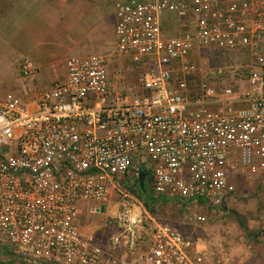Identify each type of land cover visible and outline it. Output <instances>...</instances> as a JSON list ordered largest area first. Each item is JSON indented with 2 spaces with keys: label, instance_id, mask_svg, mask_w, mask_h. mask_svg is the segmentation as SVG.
<instances>
[{
  "label": "built area",
  "instance_id": "1",
  "mask_svg": "<svg viewBox=\"0 0 264 264\" xmlns=\"http://www.w3.org/2000/svg\"><path fill=\"white\" fill-rule=\"evenodd\" d=\"M101 1L117 18L113 57L141 71L136 85L92 54L70 58L66 80L35 100L0 99V251L24 264H226L121 186L144 168L155 196L203 224L197 210L223 214L239 179L264 176V0ZM20 73L34 82L35 63ZM116 193L114 233L87 240L83 206L106 211Z\"/></svg>",
  "mask_w": 264,
  "mask_h": 264
},
{
  "label": "crops",
  "instance_id": "2",
  "mask_svg": "<svg viewBox=\"0 0 264 264\" xmlns=\"http://www.w3.org/2000/svg\"><path fill=\"white\" fill-rule=\"evenodd\" d=\"M71 14L80 18L74 23L70 19ZM107 19L114 26L116 48L117 18L110 2L0 0V99L13 93L26 101L35 100L38 91H45L55 82L65 81L66 63L70 58L100 51V32ZM169 25H165L169 36L180 32L176 25ZM112 58L110 63L115 62L122 67L129 65V60ZM25 60H32L36 65L34 82L28 81L20 73ZM123 74L126 77L127 73Z\"/></svg>",
  "mask_w": 264,
  "mask_h": 264
},
{
  "label": "rangeland",
  "instance_id": "3",
  "mask_svg": "<svg viewBox=\"0 0 264 264\" xmlns=\"http://www.w3.org/2000/svg\"><path fill=\"white\" fill-rule=\"evenodd\" d=\"M78 18L80 17L76 14L70 15V19L74 23ZM108 20L102 25L101 44L98 46L100 51L96 53L110 56L111 62L115 50L114 26ZM169 24V26L176 25L177 30L181 28V24L177 20H173ZM76 56L82 57L81 55ZM244 58V54L237 55L233 61L225 64L231 70L230 75L243 72ZM110 71L112 75L120 71L126 72V80L130 88L135 87L141 72L132 67L130 63L128 67L127 65L122 67L121 64L115 62L111 63ZM138 167L141 168V166ZM128 188L131 194L136 197L134 192H137L139 188L137 181L130 187H128V180L124 181L121 189ZM118 199L120 200L121 196L116 193L110 209L108 206L105 212H98L96 208L98 205L95 203H87L83 206L78 221L84 238L99 243L110 238L114 230L107 226L110 217L114 215L115 203ZM142 204L145 208L143 202ZM197 211L207 217L206 223L191 222L190 217L193 210H188L179 203L158 204L151 212L147 211V213L159 223L178 228L185 239L191 243L194 252L203 253L212 263L222 261L227 262L226 264H264V176L239 179L236 194L225 207L223 214L205 207ZM0 262L3 264H24L1 251Z\"/></svg>",
  "mask_w": 264,
  "mask_h": 264
},
{
  "label": "trees",
  "instance_id": "4",
  "mask_svg": "<svg viewBox=\"0 0 264 264\" xmlns=\"http://www.w3.org/2000/svg\"><path fill=\"white\" fill-rule=\"evenodd\" d=\"M142 169H143V171H146V170H144V168H142ZM147 173L149 174V177L147 179V185H146L147 193L144 194L143 191H141V189L139 187V181H137L139 188H138L137 192H134V195L144 203L145 209L148 212L149 211L151 212L152 209L154 207H156L158 204H167L169 202H167L166 200L159 198V197L154 195V193L151 189V173H149V172H147ZM0 264H3V263L0 262Z\"/></svg>",
  "mask_w": 264,
  "mask_h": 264
},
{
  "label": "water",
  "instance_id": "5",
  "mask_svg": "<svg viewBox=\"0 0 264 264\" xmlns=\"http://www.w3.org/2000/svg\"><path fill=\"white\" fill-rule=\"evenodd\" d=\"M148 176L149 175L147 172L141 170L139 173V177H138L139 187H140L141 191H143L144 194L147 193L146 185H147ZM101 211L104 212L105 208L102 207Z\"/></svg>",
  "mask_w": 264,
  "mask_h": 264
}]
</instances>
